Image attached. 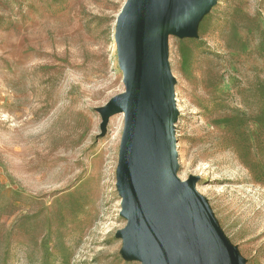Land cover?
Listing matches in <instances>:
<instances>
[{
	"label": "rangeland",
	"instance_id": "374dc122",
	"mask_svg": "<svg viewBox=\"0 0 264 264\" xmlns=\"http://www.w3.org/2000/svg\"><path fill=\"white\" fill-rule=\"evenodd\" d=\"M127 0H0V264H144L124 255L118 171ZM169 33L176 177L223 241L264 264V0H217Z\"/></svg>",
	"mask_w": 264,
	"mask_h": 264
},
{
	"label": "water",
	"instance_id": "95a60500",
	"mask_svg": "<svg viewBox=\"0 0 264 264\" xmlns=\"http://www.w3.org/2000/svg\"><path fill=\"white\" fill-rule=\"evenodd\" d=\"M217 0H127L116 41L126 93L102 110L126 111L118 171L128 226L124 255L144 264H243L220 236L196 178L177 179L175 121L178 115L167 56L169 33L192 35V23Z\"/></svg>",
	"mask_w": 264,
	"mask_h": 264
}]
</instances>
